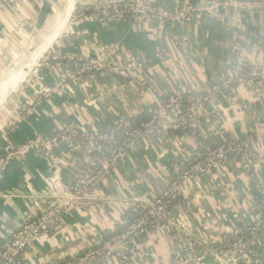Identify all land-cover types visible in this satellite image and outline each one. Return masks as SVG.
<instances>
[{
    "label": "crops",
    "instance_id": "0c3cea01",
    "mask_svg": "<svg viewBox=\"0 0 264 264\" xmlns=\"http://www.w3.org/2000/svg\"><path fill=\"white\" fill-rule=\"evenodd\" d=\"M0 1V157L28 139L51 136L70 122L82 133L99 134L120 116L144 112L139 88L159 101L177 91L208 86L221 78L225 66L236 61L237 53L264 66V15L258 13L223 10L218 20L186 25L136 24L128 18L104 23L90 14L72 20L71 12L79 0ZM151 1L176 10L212 0ZM181 36L188 39L186 48L175 44ZM112 46L117 47L116 63L131 59L139 63L131 81L102 73L85 75L51 97L40 98L39 90L53 85L65 67L52 64L31 75L43 54L96 57ZM222 107L220 137L232 135L264 155V92L243 93L239 103L225 97ZM208 130L214 132L215 126L206 127ZM209 138L213 145L220 139L218 133ZM194 145L183 134L138 139L110 166L97 187L98 198L106 203L93 213L81 211L66 217L65 230L51 239L34 241L19 264L61 263L122 230L127 223L124 200L158 197ZM58 154L64 164L63 180L75 183L74 175L81 172L83 163L65 149ZM248 165L231 158L225 168L198 179L187 194V207L177 206L173 212L180 231L191 229L211 246L224 232H245L263 186L261 172ZM48 169V160L33 154L8 163L0 181V252L10 233L33 217L31 197L48 192ZM259 242L264 245V230ZM179 243L161 228L139 240L135 259L124 264H167Z\"/></svg>",
    "mask_w": 264,
    "mask_h": 264
},
{
    "label": "built area",
    "instance_id": "2783aa9c",
    "mask_svg": "<svg viewBox=\"0 0 264 264\" xmlns=\"http://www.w3.org/2000/svg\"><path fill=\"white\" fill-rule=\"evenodd\" d=\"M220 10L264 15V0H212L208 3L185 4L176 10L151 0H90L77 8L71 19L90 14L104 23L128 18L136 24L157 21L186 25L218 20ZM175 44L186 48L188 39L181 36ZM163 54L164 51H161L157 57L161 60ZM117 56L116 46L96 57L48 51L40 57L32 75L50 68L52 64L60 63L65 67L59 71L53 85L39 90L40 98L44 100L51 97L68 83L78 82L85 75L102 73L120 81H131L139 63L132 59L116 63ZM263 92L264 66L248 55L237 53L236 61L225 66L221 78L208 86L177 91L159 101L148 98L146 90L139 88L137 93L142 96L143 111L151 116L149 122L133 126L135 114L120 116L99 134L82 133L77 124L70 122L51 136L38 135L10 149L0 157V181L8 163L33 154L49 162V190L31 197L34 215L10 233L9 240L0 252V264H19L34 241L51 239L56 233L64 231L66 217L81 211L93 213L94 208L106 203L98 198L96 189L110 166L123 158L127 149L138 139L160 135L166 138L171 134H183L193 139L195 145L188 156L179 162L174 175L167 180L158 197L151 201L144 198L125 199L123 204L127 223L120 233L74 252L57 264L128 263L136 257L137 242L161 228L180 241L176 253L167 264H246L247 259L249 264H263L264 245L260 244L259 238L264 230V155L232 135L220 137L223 131L220 117L224 98L239 103L243 93L254 96ZM246 105L243 107L246 108ZM208 126H215V131L206 132ZM213 133H218L220 139L218 144L209 148L206 140ZM117 137L122 140L117 142ZM61 149L83 163L81 172L74 175L73 184L63 180L64 164L58 154ZM231 158H237L248 166L254 165L261 172L263 186L259 205L245 232L237 229L224 232L211 246L199 239L191 229L180 231L173 212L177 206L187 207V194L198 179L225 168Z\"/></svg>",
    "mask_w": 264,
    "mask_h": 264
},
{
    "label": "trees",
    "instance_id": "16d2710c",
    "mask_svg": "<svg viewBox=\"0 0 264 264\" xmlns=\"http://www.w3.org/2000/svg\"><path fill=\"white\" fill-rule=\"evenodd\" d=\"M150 119H151V116H150L148 113H146V111H144L143 113H141V114L135 116V122L132 123V124H133V126H139L140 123H146V122H149ZM116 140H117V142H120L122 139H119V138L117 137ZM217 141H219V140H217ZM217 144H218V142H217ZM215 145H216V144H215ZM206 146H208L209 148H213V147H214V145L212 144V141H211L210 138H208V139L206 140ZM263 207H264V205H263ZM121 231H122V230L117 231L115 234H118V233H120Z\"/></svg>",
    "mask_w": 264,
    "mask_h": 264
},
{
    "label": "water",
    "instance_id": "95a60500",
    "mask_svg": "<svg viewBox=\"0 0 264 264\" xmlns=\"http://www.w3.org/2000/svg\"><path fill=\"white\" fill-rule=\"evenodd\" d=\"M85 2V0H79V1H77L75 4H74V7H73V10H72V12H71V14L82 4V3H84ZM221 11V10H220Z\"/></svg>",
    "mask_w": 264,
    "mask_h": 264
},
{
    "label": "rangeland",
    "instance_id": "374dc122",
    "mask_svg": "<svg viewBox=\"0 0 264 264\" xmlns=\"http://www.w3.org/2000/svg\"><path fill=\"white\" fill-rule=\"evenodd\" d=\"M43 51V50H42ZM34 71L32 70V73H33ZM32 73H31V75H32Z\"/></svg>",
    "mask_w": 264,
    "mask_h": 264
}]
</instances>
